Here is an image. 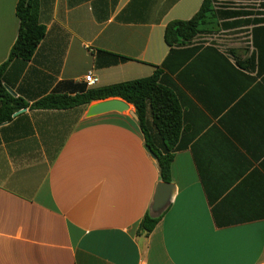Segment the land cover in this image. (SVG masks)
<instances>
[{
	"label": "crops",
	"instance_id": "0c3cea01",
	"mask_svg": "<svg viewBox=\"0 0 264 264\" xmlns=\"http://www.w3.org/2000/svg\"><path fill=\"white\" fill-rule=\"evenodd\" d=\"M19 1L0 0V68L19 34ZM203 2L39 0L46 35L30 61L7 65L2 85L31 107L84 94L90 72L93 89L150 78L170 53L167 25L189 21ZM262 13L215 19L217 38L199 35L191 47L203 51L185 63L177 55L165 70L183 148L171 168L174 199L149 235L139 226L162 181L133 106L95 117L88 111L99 102L28 108L1 123L0 264H264V90L254 45L264 42Z\"/></svg>",
	"mask_w": 264,
	"mask_h": 264
},
{
	"label": "trees",
	"instance_id": "16d2710c",
	"mask_svg": "<svg viewBox=\"0 0 264 264\" xmlns=\"http://www.w3.org/2000/svg\"><path fill=\"white\" fill-rule=\"evenodd\" d=\"M16 14L20 20L17 40L11 50L8 62L0 68V124L11 120L14 113L26 110H67L81 106H91L93 103L112 99H120L135 108L138 124L144 136L146 145L158 159L160 179L171 183V168L176 153L182 151L181 135L183 113L175 92L166 80L165 70L175 56L183 55V63L200 53L202 45L191 47L192 42L201 34L211 30L205 29L212 22L223 16L240 14L254 15V12H240L224 8L217 9L213 0H204L200 10L189 21H174L167 25L165 42L170 49L164 64L156 68L150 78L130 81L109 87L90 88L84 94L75 97L49 96L31 107L21 99H13L2 85V75L7 65L13 59L30 61L38 46L46 35L45 28L39 21V0H20ZM264 15V13L260 14ZM257 24L264 25V17ZM264 32V27L257 29ZM257 61L263 74L264 90V42L262 45L255 39ZM190 47V48H187ZM181 54V55H180ZM253 57L252 62H254ZM264 94V91H263ZM152 218L147 214L140 223L139 232L149 235L162 220Z\"/></svg>",
	"mask_w": 264,
	"mask_h": 264
},
{
	"label": "water",
	"instance_id": "95a60500",
	"mask_svg": "<svg viewBox=\"0 0 264 264\" xmlns=\"http://www.w3.org/2000/svg\"><path fill=\"white\" fill-rule=\"evenodd\" d=\"M10 93H12L10 91ZM13 94V93H12ZM25 110H22L23 112ZM130 111V105L120 99H112L107 101H102L92 105L88 111V117H95L98 115L108 114V113H125ZM132 117L138 122V117L134 111H130ZM146 150L150 153L152 158L157 162L158 159L151 151V149L146 146ZM175 196V188L171 183L161 182L158 184L153 203L150 209V216L152 218H159L170 206Z\"/></svg>",
	"mask_w": 264,
	"mask_h": 264
},
{
	"label": "rangeland",
	"instance_id": "374dc122",
	"mask_svg": "<svg viewBox=\"0 0 264 264\" xmlns=\"http://www.w3.org/2000/svg\"><path fill=\"white\" fill-rule=\"evenodd\" d=\"M263 4H264V0H224V1L218 2V5H216V8L219 9L222 6L224 8L228 7L232 9H247V11L249 12H255L257 10L258 12L259 10H264V8L262 7ZM243 5L244 6L246 5V6L243 7ZM207 29L211 30L210 32H208V35L211 34L212 38H217L216 35L219 31V28L216 23L212 22V24L209 25ZM222 35L223 34H220L219 37H221Z\"/></svg>",
	"mask_w": 264,
	"mask_h": 264
},
{
	"label": "built area",
	"instance_id": "2783aa9c",
	"mask_svg": "<svg viewBox=\"0 0 264 264\" xmlns=\"http://www.w3.org/2000/svg\"><path fill=\"white\" fill-rule=\"evenodd\" d=\"M88 88H94L98 85V78L94 76L92 72L88 73L84 79Z\"/></svg>",
	"mask_w": 264,
	"mask_h": 264
}]
</instances>
